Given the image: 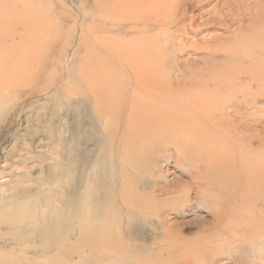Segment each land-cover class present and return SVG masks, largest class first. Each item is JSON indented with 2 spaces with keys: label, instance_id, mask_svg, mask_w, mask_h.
Returning <instances> with one entry per match:
<instances>
[{
  "label": "rangeland",
  "instance_id": "374dc122",
  "mask_svg": "<svg viewBox=\"0 0 264 264\" xmlns=\"http://www.w3.org/2000/svg\"><path fill=\"white\" fill-rule=\"evenodd\" d=\"M185 2L196 8L188 7L182 16ZM198 3L170 0L175 12L164 33L159 36L148 29L153 43L156 40L164 51V62H143L140 67L173 74L177 62L185 70L179 73L181 78L195 74L218 57L214 55L218 44L246 28L250 16L264 7V0ZM132 4L131 0H17L11 8L2 7L4 14L34 9L36 18L20 16L11 25L0 22V264H12L11 260L14 264H264V232L257 227L261 223L250 221L241 228V219L230 215L214 221L188 175L174 167V157L147 158L150 165L134 185L141 195L157 184L175 185L177 195L160 197L159 202L153 197L151 205L157 212L150 215L119 205V186L127 182H121L124 165L118 153L141 130L125 131L127 105L116 108L112 116L107 110L98 114L94 97L100 93L90 94L83 78L120 72L113 51L139 47L145 26L132 23ZM157 4L151 3L150 9ZM152 12L150 22L163 16L156 8ZM241 15L243 24L238 22ZM126 68L124 64L122 71ZM254 91L250 86L247 100L219 105L217 113L240 111L238 120L254 123L243 131L246 139L257 141L250 148L264 151V137L255 136L264 132V101ZM130 169L124 176L127 181L132 178ZM248 201L253 206L264 203V199ZM171 222L178 223L182 240L198 245L191 260L186 253L180 258L179 251L164 248L176 243L164 239V228ZM106 224L114 229L109 234L111 253L82 245L85 237ZM75 247L83 248L72 250ZM63 250L68 254L62 255Z\"/></svg>",
  "mask_w": 264,
  "mask_h": 264
},
{
  "label": "bare ground",
  "instance_id": "6f19581e",
  "mask_svg": "<svg viewBox=\"0 0 264 264\" xmlns=\"http://www.w3.org/2000/svg\"><path fill=\"white\" fill-rule=\"evenodd\" d=\"M16 1L0 0V22L2 24L11 25L16 21L14 19L19 20L20 16H27L30 19L36 18V12H32L34 9H31L29 13L4 14L2 7L11 8ZM131 1L133 3L130 11L132 23L145 26V34L141 35L143 37L139 47L130 52L122 51L120 48H118L119 50L114 49L113 52L115 54L117 52L120 63V72L115 71L116 73L114 72L113 75L91 73L83 78L85 88L90 94L100 93V96L94 97L98 114L107 110L110 111L107 114L112 116L117 112L116 108L122 104L127 105L128 125L125 131L141 130V135L127 141L128 144L124 145V149L123 145L120 144L123 152L119 151L118 156L119 159H123L124 165V170L121 171L120 175L121 182L124 179L127 183L119 186V205L130 207L131 213L138 212L150 215L157 212L151 205L153 197L158 200L156 202H159L161 201L160 197L168 198L170 195H177L178 187L174 184L173 187L169 185L159 187L157 184L152 192L143 195H141V190L134 185L145 174V170L150 165L146 163L147 158L156 161L160 155V159L174 157V167L188 175V182L196 189L195 193L199 197V201L203 203V208L212 215L214 221L218 223L226 215L235 216L241 219V228H244L250 221L255 223L259 221L261 224L257 226L258 232L263 233L264 203L253 206L248 201L249 199L254 201L264 199V151L252 150L250 145L257 141H254L255 137L253 140L246 139L247 137L243 132L254 123L251 124L249 120H238L241 116L240 111H232L228 114L221 112L220 115L217 111L219 105L224 106L225 104L229 107L237 102L247 100L246 92H249L250 86L255 87L254 95L259 100L264 101V7L250 16L246 28L238 30L234 37H230L216 46L218 51L215 52V49L214 55L217 54L218 57H213L207 67H200L195 71L197 75L190 73L181 78L179 73L185 70H182L174 61L176 64L174 72L176 73L173 74L170 72H153V69L150 71L149 65L139 66L143 62L148 64L155 62V60L164 62L163 58L165 57L161 56L164 51H161L156 40L153 43L151 38L153 33H161L159 36L164 33L171 22L170 19L175 12V6L170 7V0ZM203 1L201 0L199 3ZM195 2L198 3L197 0ZM151 3L158 4L151 10ZM184 5L186 7H181L182 16H185L188 7L196 8L191 3L188 6V2H185ZM155 8L159 13L163 12V16H155L154 20L150 22L152 11ZM229 16L231 15L229 14ZM18 20L16 23L19 22ZM222 21L224 25L225 21ZM238 22L243 24L242 15ZM148 29L153 30V33H150ZM188 63L191 64L190 61ZM124 64L129 70L126 68L127 70L122 71ZM150 65L152 66V64ZM191 66L193 65L191 64ZM24 68L26 69V67ZM189 70L186 69L187 72ZM4 72L9 75L7 71ZM130 72L133 74L129 76ZM131 89L135 91L134 94L126 96L124 93ZM206 89H209L210 93L209 90L205 91ZM217 117L218 119H216ZM201 121L206 122L204 127ZM255 123L258 124V122ZM263 133L260 132L255 135L256 138L262 139ZM243 139L246 142L244 144ZM169 150L171 151L166 155L165 153ZM127 168H131L133 171L132 178L130 177L128 181L126 180L127 177L124 178L128 171ZM31 199L33 198L31 197ZM225 224L227 225V223ZM111 227V224H106L97 229L92 236L82 240V245L99 253L107 251L111 253L109 234L114 231ZM164 229L165 241L173 239L176 242L164 248L170 251H179L178 256L180 258L186 253L191 260L198 245L193 241L182 240L178 223H167ZM28 233H32V230ZM83 247H75L72 250H82ZM29 248L33 249V247ZM198 249L200 248L198 247ZM67 252L63 250L62 255L68 254ZM11 262L14 264L15 260H11ZM24 263L26 262L24 261Z\"/></svg>",
  "mask_w": 264,
  "mask_h": 264
}]
</instances>
